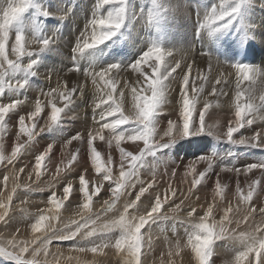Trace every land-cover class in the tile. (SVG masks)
Segmentation results:
<instances>
[{
    "label": "snow or ice",
    "instance_id": "1",
    "mask_svg": "<svg viewBox=\"0 0 264 264\" xmlns=\"http://www.w3.org/2000/svg\"><path fill=\"white\" fill-rule=\"evenodd\" d=\"M125 2L96 0L98 9L105 5L115 7L106 15H96L89 21L88 30L75 50L83 52L95 48L115 36L124 20ZM30 7L32 0H6V4L0 8V80H3L0 97L4 96L7 89L25 87L26 81L13 79L10 73L19 68L32 70L36 61L21 64V58L33 55L50 42L49 39L26 41L22 32H12L13 26L21 21ZM240 11L241 0H220L219 9L213 8L201 27L219 25L216 31L227 28ZM44 14L47 15L46 12ZM67 72L77 76L74 84L69 83L66 74L57 76L56 86H49L47 90L39 92L34 104L28 97L0 99V164L11 166L12 169L10 173L7 169L0 173L3 177L0 180V224L6 229H15L9 233L10 238L0 237V257L13 264H41L40 255L43 254L46 260L53 242L59 244L103 234V238L88 243H71L69 250L95 255L112 248L123 257V264H145L148 255L153 252L154 237L143 229L157 217L164 205L171 202V212H177L181 207L188 209L184 218L194 221V230L187 235L186 240L183 237L164 238L168 245L166 264H176L175 258L181 257L186 249L191 253V259L186 264H193V261L194 264H210L213 243L222 238H235L242 245L226 264H264V204L254 206V196L264 193V163L248 164L242 168H221L215 174L212 202L205 201V207L197 193L201 191L202 183L210 179L208 173L213 164L210 158L201 156L181 165L182 183L187 185V189H178L169 181L163 195L153 191L159 185L158 166L148 160L160 148L182 136H188L190 126L197 133L206 131L232 140L241 128L256 123L258 119L264 120V68L248 63L217 61L207 52H197L195 49L175 59L173 52H166L153 44L127 67L112 63L100 70H81L74 65ZM81 76L83 83L79 79ZM89 82L93 97L91 106L94 112L99 109V113L93 117L95 127L89 128L86 136L77 134L61 145V152L68 150L67 155L54 165V171L50 167L55 155L53 145H48L35 155L34 163L29 161L17 169L25 146L40 131L56 123L75 99L88 92ZM169 85L177 90L176 119L169 120L165 128L157 130L153 123L154 117L158 110H162ZM57 101L62 106H57ZM22 105H26L28 110L16 122V141L8 152L4 147V135L8 130L9 114ZM222 105H227L231 116L226 128L217 133V124H205V116L210 109H219ZM45 109L48 111L45 112ZM195 113L199 114L196 122ZM41 120L43 124L38 123ZM125 125H130L132 130H120ZM82 141H86L91 168L86 164L78 177L70 180L68 172L76 166L74 162L78 160L80 148L73 151L69 146L73 142L81 144ZM96 141L103 142L109 150L103 157ZM236 142L264 148V128ZM122 145H127L131 150H126ZM198 164L205 165L203 170L197 168ZM142 170L150 173V179H141ZM25 172L28 182L21 183ZM221 173H234L237 177L233 194L235 207L229 202L217 220L214 210L222 206L225 189L228 188L222 183ZM45 174L50 177L47 186L51 189V194L42 202L45 207L37 208L31 221L13 223L10 213L17 209H28L32 204L26 196L20 199L18 193L39 190L41 178ZM250 174L254 178L249 180L245 191L239 177L243 175L247 179ZM171 175H178L177 168L172 169ZM57 184L61 186L57 187ZM137 185L139 190L135 192V199L124 204L118 218L103 222L102 216L111 212L117 202ZM178 192L183 198L176 203ZM101 193H107L108 199L103 201L100 210L93 211L94 202ZM146 194L154 197L151 207L145 209L143 214L134 215L138 210V202ZM75 196L79 197V203L74 217L64 223L61 211L74 202ZM193 197L196 199L193 200ZM17 199L19 204L16 203ZM257 216L262 218L259 222L255 220ZM20 223H23L24 228L15 226ZM233 224L236 226L232 227ZM242 224L247 226L245 230H240ZM113 230H117L118 235L110 236ZM28 231L32 234L31 239L19 238ZM163 257L162 252L161 264H165ZM56 264H60L58 259Z\"/></svg>",
    "mask_w": 264,
    "mask_h": 264
},
{
    "label": "rangeland",
    "instance_id": "2",
    "mask_svg": "<svg viewBox=\"0 0 264 264\" xmlns=\"http://www.w3.org/2000/svg\"><path fill=\"white\" fill-rule=\"evenodd\" d=\"M263 2L264 0H241L240 14L227 28L216 31L215 29L219 25L208 28L201 27V24L213 8L219 9L220 0H126L124 5V20L116 35L95 48L79 52L75 50L76 45L85 31L88 30L89 21L96 15H106L115 6L105 5L98 9L96 7V0H62L61 3L58 0H32V7L29 8L21 21L13 26L12 32H22L25 35L26 41L49 39L50 42L46 47L34 52L33 55L21 58V64H26L32 60L36 61L32 70L26 71L24 68H19L15 72L10 73L13 79L26 81L25 87L23 89H7L4 96L0 97V99L13 100L28 97L34 104V99L39 95V92L47 90L49 86L55 87L56 77L63 75V72L67 76H71L69 83L74 84L77 79L75 73L73 75L72 73L67 74V69L74 65L78 66L81 70L85 68L100 70L112 63L119 64L121 67H127V65L138 59L153 44L159 45L164 50L166 49V52H173L174 57L176 56L175 59H180L184 53L195 49L197 52H207L209 56L217 61L248 63L264 68V45L259 36L261 33L264 38V24L249 23V21H253L254 12L257 9H259L260 13H264ZM5 4L6 0H0V8ZM68 9H74L75 12L78 11V14L73 15L72 11ZM45 12L47 15L44 14ZM72 16L73 20L71 22L70 17ZM258 24L262 32L257 31L259 28ZM250 25L252 26L250 27ZM253 26H257L254 34L252 32ZM252 46L256 47V51L260 54L258 57L257 54L255 55L256 59L252 57ZM250 55L251 57H249ZM205 66H207L206 58L204 62ZM80 79H82L80 82L83 83L82 76ZM0 85H3V80H0ZM88 89L89 91L85 93V96L81 95V98L75 99L61 113V118L56 123L50 124L46 130L40 131L25 146L21 155V162L16 166L17 169L29 161L34 163L35 155L39 154L48 145H53L55 147V155L52 157L50 167L54 171V165L67 155L68 150L61 152V145L77 136V134L86 136L87 130L95 127L93 117L99 113V109L94 112L91 106L93 97L90 82ZM41 99L46 100L44 97H41ZM176 100L177 90L172 85H169L165 103L161 106L162 110H158L157 115L154 117L153 123L157 130L165 128L169 120L176 119ZM57 106H62L59 101H57ZM27 110V106L22 105L9 114L8 130L4 135V147L8 152L11 150V145L16 141V132L18 131V124L16 122L19 116L25 114ZM47 111L48 109H45V112ZM230 116L231 113L227 105H222L219 109L209 110L205 116V124L216 123L217 133H219L220 130H224V127L226 128V123ZM198 120L199 114L195 113L194 122ZM38 123L43 124V120L38 121ZM261 128H264V120L258 119L256 123L241 128L233 135L232 140H228L221 138L219 134H211L206 131L197 133L190 126L188 136H182L170 142L166 147L160 148L154 157H148L150 162H155L158 166L157 179L159 180V185L153 191H159L163 195L169 181L176 188L186 190L187 185L182 183L183 168L180 166L194 158L201 156L208 157L213 161L212 169L208 173L210 179L202 183L201 191L197 193L201 204L206 207L205 201L207 203L212 202V190L216 179L215 174L221 168H242L248 164L264 163V148L236 142L242 137L251 136ZM120 130L131 131L132 129L130 125H125ZM95 143L99 145L98 150L102 152V157L107 154L109 150L103 142L96 141ZM122 146L126 147V150H131L127 145ZM78 147L80 148V155L77 162H74L76 166L68 172V179L70 180L77 178L86 164L91 168V162L88 161L87 157L86 141H82L81 144L73 142L69 146V149L74 151ZM116 156L118 160V153ZM203 167H205L203 164L197 165L199 170H203ZM173 168H177L178 172V175L175 177L171 175ZM6 169L9 173L12 171L11 166L0 164V173H3ZM165 172L168 174L165 175ZM220 175L222 183L228 185V188L225 189L222 206L214 210L217 220L223 211V207H227L229 202L235 207L233 194L237 180L234 173H221ZM256 175L258 176L259 173L257 172ZM2 178V175H0V180ZM49 178L47 174L41 178L39 185L41 188L39 190L18 193L20 199L26 196L32 201V204L28 206V209H17L15 212H11L10 215L13 218V223L31 221L32 215L37 212V208L45 207V204L42 202L46 201L47 197L51 194V189L47 186ZM251 178H254L251 177V174L247 179L243 175L239 177L241 186L245 191L247 190V183ZM33 179H35L34 176ZM141 179H150V173L142 170ZM25 182H28L27 172L22 174L21 177V183ZM60 186V184H57V187ZM9 187H11V184ZM138 190L139 185L135 189L129 190V194L122 197L111 212L105 213L102 216V221L107 223L118 218L119 213L123 211L124 204L131 199H135V192ZM177 195L179 198L176 200V203H179L183 197L180 196L179 192ZM106 199H108V194L101 193L99 199L94 202L93 211L100 210L103 201ZM195 199L196 197H193V200ZM153 200L154 197H148L146 194L138 202V210L133 214H143L145 209L151 207ZM217 200L219 201L220 198L218 197ZM16 203L19 204V199L16 200ZM77 203H79V197L75 196L74 202L61 211L64 223L69 222L74 217ZM255 204H264V193H259L258 197L254 196V206ZM172 207L171 202L164 205L161 212L157 214V217L150 221L143 229L144 232H148L154 237L153 252L148 255L145 264H161L162 252L164 253L163 259L166 264L168 245L164 241V238L179 239L183 237L186 240L187 235L194 230V221H191L190 218L188 220L184 218L188 209L181 207L177 212H171L170 209ZM200 214L202 215L203 212L201 211ZM261 219L259 216L255 218L256 222H259ZM15 226L24 228L23 223L16 224ZM235 226V224L232 225V227ZM246 227V225L242 224L240 230H245ZM14 230V228L6 229L0 224V237L10 238L9 233L14 232ZM109 235H118V231L113 230ZM31 236V232L28 231L24 236H20L19 238L31 239ZM100 238H103V234H97L96 236L77 241H65L59 244L53 242L49 246L48 251L50 255L47 256V259L45 260L44 255L41 254L39 260L41 264H56L57 259L60 264H123V257L112 248L105 249L103 253L95 255L92 253H76L69 250L71 243H88ZM241 246V242L235 238L215 240L212 246L213 254L210 264H226L227 261L232 259L233 253L239 250ZM68 257H72V259L69 260ZM189 259H191V253L187 249L182 253L181 257L175 258L176 264H186V261ZM0 264H13V262L5 261L3 257H0Z\"/></svg>",
    "mask_w": 264,
    "mask_h": 264
},
{
    "label": "bare ground",
    "instance_id": "3",
    "mask_svg": "<svg viewBox=\"0 0 264 264\" xmlns=\"http://www.w3.org/2000/svg\"><path fill=\"white\" fill-rule=\"evenodd\" d=\"M249 1V0H248ZM262 1V0H261ZM58 2L59 3H61L62 2V0H58ZM172 2V1H171ZM260 2V1H259ZM174 3V2H173ZM55 4V3H54ZM74 4V3H73ZM257 4V3H256ZM263 4H264V2H263ZM59 6H60V4H58ZM173 5V4H172ZM169 6V5H168ZM262 7V6H261ZM67 8V7H66ZM70 8V7H69ZM76 8V7H75ZM74 8V9H75ZM74 9H68V10H71L72 11V13H73V15L75 14V15H77L78 14V11L77 12H75L74 11ZM257 9V8H256ZM64 10V9H63ZM66 10V9H65ZM259 9H257L255 12H254V17H253V21H249V23H259V24H264V13L263 12H259L258 11ZM262 10V9H261ZM58 11H60L59 9H58ZM263 11V10H262ZM56 12V11H55ZM64 12V11H63ZM174 12V11H173ZM59 14V13H58ZM57 14V15H58ZM250 14V13H249ZM145 15V14H144ZM207 15V14H206ZM56 16V15H55ZM66 18V17H65ZM85 18V17H84ZM90 18V17H89ZM69 19V18H68ZM91 19V18H90ZM245 19V18H244ZM71 20H73V16L72 17H70V21ZM78 20V19H77ZM89 20V19H88ZM81 21V20H80ZM62 22V21H61ZM60 22V23H61ZM72 22V21H71ZM258 24V27L260 26ZM68 25V24H67ZM59 26V25H58ZM249 26V25H248ZM252 25H250V27H251ZM60 27V26H59ZM84 27V26H83ZM263 27H264V25H263ZM255 28H257V26L256 27H254L253 26V34L256 32L255 31ZM53 30V29H52ZM80 30V29H79ZM81 31V30H80ZM258 32H262L261 30H260V27L258 28V30H257ZM79 34V33H78ZM134 35V34H133ZM125 36H126V34H125ZM260 37H261V42H263L262 44L264 45V38H263V35L260 33V35H259ZM75 37V36H74ZM129 37V36H128ZM147 37V36H146ZM153 38V37H152ZM147 39V38H146ZM206 39V38H205ZM260 39V38H259ZM141 46V45H140ZM262 46V45H261ZM173 47V46H172ZM175 48V47H174ZM166 50V49H165ZM168 50V49H167ZM252 57L253 58H255V55L257 54V57L260 55L259 54V52H257L256 51V47H254V46H252ZM184 52V51H183ZM183 54V53H182ZM176 57V56H175ZM174 57V58H175ZM178 57V56H177ZM249 57H251V55L249 56ZM256 59V58H255ZM88 61V60H87ZM86 61V62H87ZM43 63V62H42ZM78 64V63H77ZM66 66V65H65ZM128 66V65H127ZM206 67V66H205ZM96 69V68H95ZM45 70V69H44ZM65 71V70H64ZM57 73V72H56ZM61 73V72H60ZM63 74H64V72H63ZM67 74H69V73H67ZM54 75H56V74H54ZM72 75H73V73H72ZM53 76V75H52ZM51 76V77H52ZM69 76V75H68ZM54 77V76H53ZM71 76H69L68 78H70ZM74 77H75V75H74ZM73 77V78H74ZM57 78V77H56ZM75 79V78H74ZM79 79H80V77H79ZM52 80H53V78H52ZM71 80H72V78H71ZM77 80V79H76ZM80 80H82V79H80ZM52 85H53V83H52ZM88 94V93H87ZM86 94H83V96H85ZM81 98V97H80ZM168 109H170V108H168ZM72 113V112H71ZM70 117V116H69ZM72 117V116H71ZM67 118V117H66ZM71 120V119H70ZM81 123V122H80ZM54 144V143H53ZM74 179V178H73ZM224 180V179H223ZM262 194V193H261Z\"/></svg>",
    "mask_w": 264,
    "mask_h": 264
}]
</instances>
